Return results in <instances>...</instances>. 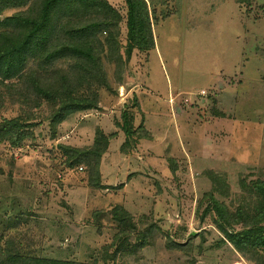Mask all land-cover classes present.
I'll use <instances>...</instances> for the list:
<instances>
[{
    "label": "rangeland",
    "instance_id": "374dc122",
    "mask_svg": "<svg viewBox=\"0 0 264 264\" xmlns=\"http://www.w3.org/2000/svg\"><path fill=\"white\" fill-rule=\"evenodd\" d=\"M106 1L120 15L112 27L123 63L116 72L109 54H102L109 86L97 89V107L69 113L51 125L52 112L46 102L36 109L27 107L28 101L19 103V93L27 90L22 84L14 87L20 75L11 81L12 97L5 96L0 107V123L3 118L18 117L21 130L29 133L16 146L9 140L0 142L1 250L83 263L106 258L115 264H255L225 241L217 228L218 216L211 199L216 198L232 214L244 207L248 210L255 198L240 188L239 179L264 180V0H144L154 45L148 50L133 49L129 58L124 55L125 0ZM17 10L8 9L3 14ZM148 66L161 88L169 85L178 92L169 99L180 104L183 93L201 87L208 88L210 100H215L213 89L209 88L213 81L208 78L210 74L225 78L230 85L227 88L232 89L226 96L234 112H230L234 125L229 134L224 126L225 133L218 141L220 151L210 152L219 160L212 167L217 171L207 167L201 172H186L183 167V172L156 171L146 175L160 189L161 182L167 184V194H174L177 199L172 200V205L160 204L159 211L146 209L143 213L135 206L136 230L120 234L110 215L114 205L71 201L66 178L86 181L94 191L96 186H91L89 179L96 180L98 175L90 164L68 167L60 146L91 147L97 129L102 133L97 121L105 115L100 112H109L116 125L122 122L123 112L129 119L138 105L133 90L143 85L140 75ZM27 91L29 98H34L35 92ZM118 98L119 106L124 103L120 108L115 105ZM190 102L185 107H192L199 117L205 115L206 102L196 106L194 99ZM153 107L147 105L145 109L169 112L166 103ZM170 121L164 127L167 133L177 136L174 122ZM180 122L175 119L176 126ZM143 133L146 132L140 128L132 131L124 148L134 147ZM202 143L200 134L189 141L192 156L202 152ZM100 144L101 141L97 145ZM169 149L178 153L173 143ZM149 226L152 231L147 239L151 245L135 254L118 253L112 258L113 250L125 246L126 238L136 244L138 234ZM241 227L232 224L235 230ZM256 256L264 261V250H258Z\"/></svg>",
    "mask_w": 264,
    "mask_h": 264
},
{
    "label": "trees",
    "instance_id": "16d2710c",
    "mask_svg": "<svg viewBox=\"0 0 264 264\" xmlns=\"http://www.w3.org/2000/svg\"><path fill=\"white\" fill-rule=\"evenodd\" d=\"M125 3L127 41L124 55L129 58L133 49L148 50L154 43L145 1L125 0ZM16 8L18 10L14 13L3 14ZM119 19L120 15L106 0H0V87H4L0 89V107L5 96L12 97L9 89L11 81L19 75L21 79L14 87L22 84V88L26 86L27 90L35 92L32 99L27 90L20 92L19 103L28 101L27 107L36 109L46 102L52 112L51 125L61 122L69 113L97 107V89L109 86L102 54H109L107 57L114 63L116 72L122 67L120 43L112 27ZM130 115L128 119L127 113L123 112L122 122L118 123L126 135L124 144L133 131V114ZM21 129L20 118H3L0 142L9 140L13 146L19 145L29 135ZM147 135L143 133L139 138H146ZM108 140L109 136L97 129L94 143L89 148L60 146L67 156L66 161H69L68 167L84 163L95 169L98 179H89L91 186L102 187L99 164ZM100 141L102 144L97 145ZM239 185L255 198L251 208L247 210L244 207L232 214L216 198H212L218 216L215 222L225 241L236 251L255 264H264L260 256H256L258 250H264V180L246 182L241 177ZM110 215L119 226L120 234L136 230L134 216L124 207L114 205ZM232 224L242 227L235 230ZM144 230L136 237L139 239L136 244H130L126 238L125 246L115 248L112 258L118 253L135 254L151 245L152 241L147 236L152 227ZM112 261L109 263L105 258L102 262L83 263L29 257L6 253L0 247V264H115Z\"/></svg>",
    "mask_w": 264,
    "mask_h": 264
},
{
    "label": "crops",
    "instance_id": "0c3cea01",
    "mask_svg": "<svg viewBox=\"0 0 264 264\" xmlns=\"http://www.w3.org/2000/svg\"><path fill=\"white\" fill-rule=\"evenodd\" d=\"M210 75L212 76L208 80L213 82L209 88L213 89L211 95H214L215 100H210L208 88L201 87V89H206L207 96L194 97V102H196L193 105H201V103L206 102L207 111L204 116L199 117L192 107L187 108L183 104L176 103V100L171 103L169 98L178 92H174L172 86L169 85L166 88H161L148 66L145 72L140 75L143 85L133 90L138 105L133 108L132 121V130L140 128L148 134V137L139 138L132 148H124L125 133L112 122L109 118V112H100L105 116L97 121V126L105 135L109 136L107 148L99 164V177L102 187H95V190L92 191V187L88 186L86 181L68 177L65 183L66 186L70 185L68 190L72 193V196L70 195L73 198H70L71 201L79 204L83 202L89 204L91 200L94 202L101 201L110 207L120 205L133 216L137 212L134 211L135 206L140 207L143 213L146 209H150L149 212L159 211L160 204H164L162 206H166L168 203L172 205L174 204L172 200H176L177 197L174 194H167V184L161 182V185L159 184L160 189L157 184H152L146 175L156 171L158 173L183 172V167L186 168V172H201L207 167L217 171L212 167L216 166L219 160L210 152L220 151L218 141L222 139L225 130L228 129V134V131L232 130L234 120H232L233 115L230 112H234L232 108L230 109V99L226 96V93L229 92L230 95L232 90L227 88L230 85L226 83L225 78L220 76L215 78L213 74ZM119 100L118 98L115 101V105H120ZM164 103L168 104L169 107V112L166 114L161 110L149 112L145 109L147 105L155 107ZM208 113L210 116L207 115ZM178 118L181 122L176 126L175 119ZM170 120L174 122L177 136H174L173 132L167 133L168 130L164 127L171 122ZM199 134L200 140L203 142L202 152L192 156L188 144L191 139ZM172 143L178 153L173 154L170 151L169 146ZM207 150L209 152H206ZM167 198L169 200H166ZM147 204L152 207H146Z\"/></svg>",
    "mask_w": 264,
    "mask_h": 264
},
{
    "label": "built area",
    "instance_id": "2783aa9c",
    "mask_svg": "<svg viewBox=\"0 0 264 264\" xmlns=\"http://www.w3.org/2000/svg\"><path fill=\"white\" fill-rule=\"evenodd\" d=\"M206 97L207 96V91L206 89H199V90H195V91H191V92H185L183 93V95L181 96V104L185 105H189L192 104V102H190L194 97ZM170 101L172 102L173 100L170 99Z\"/></svg>",
    "mask_w": 264,
    "mask_h": 264
}]
</instances>
